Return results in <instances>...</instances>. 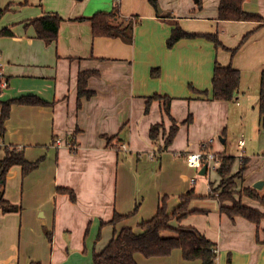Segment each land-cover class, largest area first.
I'll list each match as a JSON object with an SVG mask.
<instances>
[{
    "label": "crops",
    "instance_id": "0c3cea01",
    "mask_svg": "<svg viewBox=\"0 0 264 264\" xmlns=\"http://www.w3.org/2000/svg\"><path fill=\"white\" fill-rule=\"evenodd\" d=\"M158 2L161 12L149 0H0V10L9 7L0 18V31L9 28L13 33L0 36L2 70L9 81L0 102L23 96L46 102L14 104L5 123L4 146H16L27 161L42 163L26 176L21 166L7 175L5 198L20 211L0 210V264H93L94 254L102 252L116 232L132 228L141 233L139 225L157 214L164 196L172 212L181 195L193 189L198 198L189 209L197 214L180 223L174 220L172 226L194 227L216 243L217 264H229V259L231 264H264V218L258 227L222 213L219 199L209 196L221 184L219 173L211 179L209 171L199 184L196 170L186 161L189 153L200 151L203 143L222 132L223 145L214 146V141L210 149L236 158L232 175L242 155L248 162L235 191L250 188L264 194V185L255 187L264 183L259 112L264 0L243 4L262 22L219 20L220 0ZM117 5L123 17L139 19L132 44L95 38L91 23L77 20L111 12ZM48 14L63 19L55 42L39 39L32 24ZM176 25L188 33L217 35L224 46L197 37L169 48ZM216 63L241 71L233 101L212 100ZM154 69L160 70L159 76H152ZM81 72L93 73L88 80V90L94 92L90 98L79 96ZM156 95L172 99L170 117L161 100L149 104ZM173 122L179 124L178 133L161 151ZM237 123L243 130L238 154L228 146L232 124ZM158 124L162 128L153 141L151 130ZM116 144L127 145V151L119 153L113 148ZM4 157L0 147V160ZM242 203L264 214L259 201L243 196ZM115 213L130 216L113 226L109 223ZM135 259L138 264H202L185 260L180 249L167 257L136 254Z\"/></svg>",
    "mask_w": 264,
    "mask_h": 264
},
{
    "label": "trees",
    "instance_id": "16d2710c",
    "mask_svg": "<svg viewBox=\"0 0 264 264\" xmlns=\"http://www.w3.org/2000/svg\"><path fill=\"white\" fill-rule=\"evenodd\" d=\"M149 2L157 9V12H160L158 0H149ZM243 4L244 0H220L219 20L233 22L263 21V18L260 15L245 11ZM8 11L9 7L0 10V18H2ZM77 20L89 21L92 25V32L95 38H119L127 44L133 43L135 27L139 23L138 17H131L128 19L123 17L118 5L111 12H99L91 17H81ZM62 21L63 19L59 15L48 14L34 19L32 24L36 29V35L39 39L46 42H55L58 39ZM11 35H13V33L9 28H4L0 31V36ZM197 37L207 38L212 41L216 47L224 46L217 35L188 33L179 25H176L173 28L172 34L167 41V46L169 48H173L175 44L182 39H193ZM248 37L249 35L244 38L243 42L237 49L232 50L233 54L237 53ZM92 75V72H81L79 76L80 98H90L94 95V92L88 90V80ZM159 75V69H154L152 71L153 77H157ZM241 77V71L234 69L231 66L222 67L220 64L216 63L212 81V100H235L239 94ZM192 89L194 90L193 87ZM198 93L203 96H208L207 91H198ZM152 100H161L163 102L165 113L167 116H171V98H163L156 95L149 99V104ZM14 104L44 105L46 102L37 96H23L18 99L0 102V134L3 137L6 131L5 123L11 116V108ZM259 112L261 115V124L264 126V71L261 75ZM187 122H190V119ZM161 128L162 124L152 127L151 138L153 141L158 140V133ZM178 129L179 124L173 122L170 130L171 132L166 139L164 147L162 150L160 149L161 151L168 149L173 143L174 138L178 133ZM2 149L5 152V157L0 160V210L4 213L18 212L20 211V207L5 198L7 175L12 167L21 166L23 175L26 176L31 171L38 168V166L42 163V159L31 163L25 158L23 150L18 149L16 146H5L2 147ZM220 155V167L216 172H218L222 178L219 186L221 192L218 196H216L215 194L218 193L220 189L214 190L215 194H211L209 196L219 199L222 204V213L228 214L232 219L238 216L243 217L255 223L259 227L264 218V214L244 205L242 203V197H250L259 201L264 206V194H261L258 190L250 188L240 190L239 192L235 191L236 179L242 178L247 170V160L242 159L238 172L232 175L236 158L224 154ZM237 194L240 195L239 200L235 199V195ZM196 198L198 197L194 189L181 195L180 205H178L175 210L170 212L168 204L169 197L164 196L160 201L157 214L152 219L143 221L139 225L142 230L141 233H136L132 228H124L120 232H116L115 237L106 246V248L102 252L94 254L93 264H138L135 259L136 254H142L146 258L167 257L177 249L182 250L185 260H200L202 264H217L218 250L216 243L208 239L206 235L194 227H186L182 225H179L178 227L172 226V222L174 220L180 223L188 216L197 214V211L189 209L191 202ZM227 202H231L232 205H225ZM138 208L139 205L136 206L134 212H137ZM129 216L130 215L125 216L115 213L114 218L109 224L116 226L119 222ZM229 264H231L230 259Z\"/></svg>",
    "mask_w": 264,
    "mask_h": 264
},
{
    "label": "built area",
    "instance_id": "2783aa9c",
    "mask_svg": "<svg viewBox=\"0 0 264 264\" xmlns=\"http://www.w3.org/2000/svg\"><path fill=\"white\" fill-rule=\"evenodd\" d=\"M3 64L0 63V96L3 94L5 90L9 87V81L5 77L4 72L2 70ZM1 114V111H0ZM215 139H210L209 141L202 144L201 150L195 153H189L186 156V161L189 167L201 171V169L208 164V172L209 171H217V169L220 167V157L221 155L218 153L213 152V150L210 149V145L214 143ZM58 145L61 143V139L57 141ZM4 137L0 134V147L4 146ZM69 147L74 149L75 146H72L69 144ZM240 147L242 148V151L244 153L245 151V142L244 140L240 141ZM119 153H123V151H127V145L123 144H116L113 146ZM243 158V155L241 156V160ZM218 252V251H217Z\"/></svg>",
    "mask_w": 264,
    "mask_h": 264
},
{
    "label": "rangeland",
    "instance_id": "374dc122",
    "mask_svg": "<svg viewBox=\"0 0 264 264\" xmlns=\"http://www.w3.org/2000/svg\"><path fill=\"white\" fill-rule=\"evenodd\" d=\"M196 1V0H195ZM0 63L1 64H3L4 65V63L1 61V59H0ZM240 124L241 123H237V124H235V125H233L232 124V133H233V135H230L228 138H229V140H228V146H233L234 148L232 149L233 150V152L234 153H236V154H238V152L239 151H236L237 150V145H238V142H239V139L241 138V134L243 133V130H242V126L240 127ZM262 128H264V126H262ZM230 131H231V129H230ZM222 135V132L219 134V135H217L216 137H214L215 138V143H214V146L215 145H223L222 144V141H221V139H220V136ZM246 138V137H245ZM209 141V140H208ZM207 142V141H206ZM236 151V152H235ZM200 171H197L196 170V173H195V175H196V178L199 180V184H200V182L201 181H204V178L202 177V176H200L198 173H199ZM215 171H211L210 172V175L212 176V178L211 179H213V178H216V173H214ZM199 184H198V186H199ZM218 189H220V188H217L216 190H218Z\"/></svg>",
    "mask_w": 264,
    "mask_h": 264
},
{
    "label": "water",
    "instance_id": "95a60500",
    "mask_svg": "<svg viewBox=\"0 0 264 264\" xmlns=\"http://www.w3.org/2000/svg\"><path fill=\"white\" fill-rule=\"evenodd\" d=\"M160 12H161V9H160ZM220 139L223 141L222 138H220ZM207 173H208V164H206V165L201 169V171H200V175H201V176H205ZM263 185H264V183H260V184L256 185L255 187L261 189V188L263 187Z\"/></svg>",
    "mask_w": 264,
    "mask_h": 264
}]
</instances>
